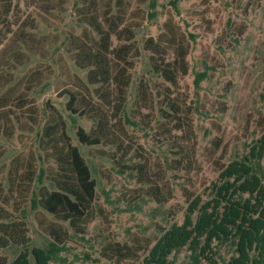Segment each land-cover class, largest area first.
I'll return each instance as SVG.
<instances>
[{
	"label": "rangeland",
	"instance_id": "rangeland-1",
	"mask_svg": "<svg viewBox=\"0 0 264 264\" xmlns=\"http://www.w3.org/2000/svg\"><path fill=\"white\" fill-rule=\"evenodd\" d=\"M13 2L0 6L1 30L16 21L0 45V204L16 216L23 210L30 247L47 244L41 228L57 219L35 200L62 181L65 147L59 127L44 139L41 132L60 118L96 184L87 217L63 224L65 263L104 253L101 262L128 264L115 262L120 244L181 221L188 198L264 131V0H48L46 13L45 0ZM121 44L131 47L127 69L112 66ZM156 45L172 48L171 59L177 48L187 53L174 87L152 68ZM97 66L104 71L94 73ZM62 89L83 115L65 109ZM97 118L101 143L79 144L76 128L98 135ZM16 251L2 253L12 259ZM217 252L224 264L232 248ZM171 260L192 263L184 248Z\"/></svg>",
	"mask_w": 264,
	"mask_h": 264
},
{
	"label": "trees",
	"instance_id": "trees-1",
	"mask_svg": "<svg viewBox=\"0 0 264 264\" xmlns=\"http://www.w3.org/2000/svg\"><path fill=\"white\" fill-rule=\"evenodd\" d=\"M45 1L47 3L42 7L44 13L51 7L48 0ZM0 6L6 11L15 8L12 0H0ZM11 18L6 28L0 29V45L16 23L13 21L14 16ZM124 32H128V29L119 30L113 35L114 40ZM105 37L108 35L104 33L100 44L102 48L106 47ZM129 50L131 47L127 44L115 48L118 60L112 66L120 63L123 68H129L131 62L126 60ZM171 51L172 48L156 45L154 51H150V57L153 56L152 68L161 81L174 87L180 76L186 74L181 70L185 72L187 53L177 48L171 59ZM96 54L94 52L93 56ZM100 67H94L92 71L100 74L104 71ZM204 75V72L196 74V85H199ZM61 91L67 96L65 109L70 114L83 115L82 110L78 111L74 107L77 97L67 90ZM163 98L165 95H162ZM166 99H169V107L175 104L171 95ZM103 126L104 120L97 118L98 135L86 133L77 127V142L88 147L100 144ZM58 127L65 147L63 178L56 190L43 192L35 200V204L57 219L41 228L49 241L44 247H30L23 210L19 209V216H16L12 207L0 204V264H106L100 261L108 257L104 253L96 257H89L87 253H82L80 257L71 254L73 262L65 263L70 250V246H67L70 236L63 224L75 228L87 217L95 198L96 184L77 148L69 144L64 122L60 118L43 127L41 139L48 137ZM246 149L241 158L228 162L208 185L188 198L181 221H175L167 228L161 227L155 238L134 237L130 244H120L117 251L120 255L114 258L115 262L172 264L171 257L184 248L190 253L191 264H199L202 260L219 264L216 260L217 248L229 246L232 252L224 264H264V131ZM10 248L17 250L12 259L2 253Z\"/></svg>",
	"mask_w": 264,
	"mask_h": 264
}]
</instances>
